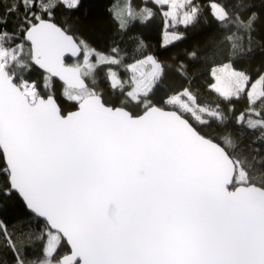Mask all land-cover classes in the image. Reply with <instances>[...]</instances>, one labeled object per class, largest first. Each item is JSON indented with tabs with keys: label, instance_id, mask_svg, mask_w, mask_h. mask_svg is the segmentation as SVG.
<instances>
[{
	"label": "snow or ice",
	"instance_id": "6c2138e0",
	"mask_svg": "<svg viewBox=\"0 0 264 264\" xmlns=\"http://www.w3.org/2000/svg\"><path fill=\"white\" fill-rule=\"evenodd\" d=\"M0 264H264V0H0Z\"/></svg>",
	"mask_w": 264,
	"mask_h": 264
},
{
	"label": "trees",
	"instance_id": "16d2710c",
	"mask_svg": "<svg viewBox=\"0 0 264 264\" xmlns=\"http://www.w3.org/2000/svg\"><path fill=\"white\" fill-rule=\"evenodd\" d=\"M119 2V0H117ZM257 6H259V0H255ZM86 10H90L94 15L103 11L107 0H85ZM198 3L202 5L203 9H207L210 0H198ZM175 29H169V32ZM165 32L163 18L157 16L152 22L151 26L145 31V37L150 45V50L160 56L161 59L169 57L173 53H179L184 47H191L196 40L199 39L198 36L191 35L188 40H186L182 45L174 48L162 49L160 47L163 39V33ZM103 47V45H101Z\"/></svg>",
	"mask_w": 264,
	"mask_h": 264
},
{
	"label": "water",
	"instance_id": "95a60500",
	"mask_svg": "<svg viewBox=\"0 0 264 264\" xmlns=\"http://www.w3.org/2000/svg\"><path fill=\"white\" fill-rule=\"evenodd\" d=\"M167 188H168V184L166 179L160 176L157 178L156 182L153 185H143V186L124 189L120 194L132 200L144 199L151 196L156 191L167 190ZM236 214L241 219H247L249 216L248 210L244 207L238 209Z\"/></svg>",
	"mask_w": 264,
	"mask_h": 264
},
{
	"label": "rangeland",
	"instance_id": "374dc122",
	"mask_svg": "<svg viewBox=\"0 0 264 264\" xmlns=\"http://www.w3.org/2000/svg\"><path fill=\"white\" fill-rule=\"evenodd\" d=\"M167 37L164 35V33H163V39H162V41L164 40V39H166Z\"/></svg>",
	"mask_w": 264,
	"mask_h": 264
}]
</instances>
